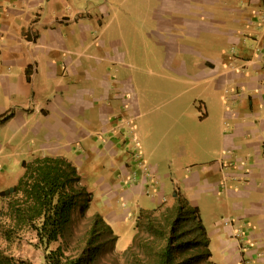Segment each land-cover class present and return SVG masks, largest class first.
Masks as SVG:
<instances>
[{"label": "crops", "instance_id": "0c3cea01", "mask_svg": "<svg viewBox=\"0 0 264 264\" xmlns=\"http://www.w3.org/2000/svg\"><path fill=\"white\" fill-rule=\"evenodd\" d=\"M1 125L29 157L103 169L82 182L116 235L155 209L149 183L198 208L212 263L264 264V0H0ZM127 133L130 187L108 152Z\"/></svg>", "mask_w": 264, "mask_h": 264}, {"label": "trees", "instance_id": "16d2710c", "mask_svg": "<svg viewBox=\"0 0 264 264\" xmlns=\"http://www.w3.org/2000/svg\"><path fill=\"white\" fill-rule=\"evenodd\" d=\"M22 167L18 183L0 192V238L8 246L32 235L46 251L43 264H98L106 244L117 248L118 236L104 217L99 212L88 217L93 195L76 166L60 156H39L23 161ZM161 207L138 213L131 242L119 249L127 264H214L198 208L179 194L172 206ZM76 214L89 218L79 252L67 255L62 244L50 249L66 238ZM0 264L34 263L0 249Z\"/></svg>", "mask_w": 264, "mask_h": 264}, {"label": "rangeland", "instance_id": "374dc122", "mask_svg": "<svg viewBox=\"0 0 264 264\" xmlns=\"http://www.w3.org/2000/svg\"><path fill=\"white\" fill-rule=\"evenodd\" d=\"M11 129L6 125L0 126V190L4 191L10 187L15 186L18 183L19 178L23 174V167L22 162L23 161H30L33 158L29 157V153L25 151V148L22 147L21 139L19 137H11ZM100 142L104 144L108 140L111 141L112 138L107 135H103L100 137ZM138 140V139H137ZM116 145H114V148L109 149L108 152H116L114 154L110 153L109 155H118L120 154V158L123 160L121 162L122 164L128 163L129 165H124L120 169L117 167L114 171V179L116 184H124L125 187H130L132 183H135L137 180V174L135 170L137 167V170L142 168L144 170V166L141 167L139 164L140 158L139 154H141V151L139 150V144L134 140L132 135L126 134L124 138H121V136H117L116 139H114ZM100 147V145L98 146ZM23 148V149H21ZM137 149V151H136ZM101 152H98L96 156H100L104 151L101 149ZM139 150V152H138ZM143 165V164H142ZM148 168V166H146ZM147 168H145L147 170ZM78 169V168H77ZM80 174L83 173L84 176H86L84 173L87 171L90 172L89 175H87L86 185L89 186V184L96 181V179L103 173V169L101 168H93L91 170L85 169V170H79ZM116 174V178H115ZM100 178V177H99ZM98 178V179H99ZM83 183V182H82ZM113 191H115L118 196L116 198L120 199V201H123V198L125 197L123 195H119L118 187L117 189L111 187ZM145 190H146V196L151 199V196L156 199L157 195V189L155 186L146 183L145 184ZM93 190V189H91ZM0 191V192H1ZM97 199H94L91 208H90V216L95 213L96 210L99 211L102 214H106L104 212V208H102V201L98 200L100 199V194L97 193ZM147 198L146 203H143L144 207L146 208H159L158 203L151 202ZM1 201V200H0ZM3 204L0 202V208ZM174 204V203H173ZM173 204H169L168 202H164L160 207L162 208L161 211H164L163 208L170 207ZM126 211V221L123 223V230L120 231L117 235L120 236V240L118 242L117 248L114 247V245L106 244L104 247V250L102 251V254L100 255V259L98 264H127L125 256H123V251L119 250L123 246L126 245L127 240H129L133 235V220L134 217L137 215L135 207L133 204H130ZM80 219L78 215H75L74 222L66 236L65 239H61L59 243L51 245L50 249H55L59 244H62L66 254L67 255H75L77 252H79L80 248L82 247V244L84 243L86 239V234L89 229L88 219ZM133 221V222H132ZM194 224L192 222H188V228L193 229ZM113 229L119 230L117 225L113 226ZM106 238V237H105ZM36 240L34 237L30 234L25 235L22 239L16 241L15 243L11 244L10 246L7 245L1 238H0V249H5L9 254H12L15 256V258L18 259H27L34 264H43L44 263V256L46 251L43 248L37 247L35 245ZM127 247V246H126ZM130 264V263H128ZM203 264H209L207 261H205Z\"/></svg>", "mask_w": 264, "mask_h": 264}]
</instances>
